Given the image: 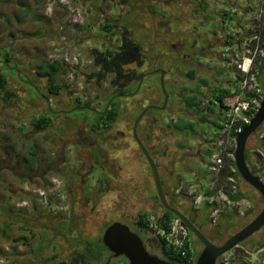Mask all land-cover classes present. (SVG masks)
<instances>
[{"label":"rangeland","instance_id":"1","mask_svg":"<svg viewBox=\"0 0 264 264\" xmlns=\"http://www.w3.org/2000/svg\"><path fill=\"white\" fill-rule=\"evenodd\" d=\"M26 9L28 18V14H21L16 7L13 10L15 24L23 26L24 30L15 26L19 36L12 38L13 51L10 49L9 53L13 58L9 65L3 62L7 52L0 47V71L7 79L6 91L12 92L11 99L15 102V109L10 110L25 113L27 119V133L19 141L25 139L27 144L23 142L18 159L24 164L28 146L29 149L33 144L37 146V169L27 175L31 179L29 184L46 187L52 176L60 177L70 201V212L54 211V204L60 202L57 197V202L53 200L50 209L46 210L40 203L34 202L36 199L32 195L21 191V198L14 203L19 211L16 216L27 221L36 237L30 238L27 246L16 243L14 247L3 250L0 264H68L70 258L74 261L78 255L82 256L81 263L84 264H125L124 257L114 261L113 254L100 242L106 227L118 221L129 226L140 237L151 255L164 260L156 228L162 205L156 199L157 188L151 168L133 136L135 116H138L133 97L120 100L121 114L108 131H91L96 111L105 108L114 91L110 76L98 81L89 79L91 72L98 70L93 50L118 49L122 32L127 30L145 52L147 62L141 72L150 73L146 74L147 78L138 92L144 95L149 83L161 88V75L153 72L172 68L171 56L165 53L171 52V44L178 38L184 37L183 43L189 52L192 51V38L211 41V36L217 35L221 39L220 43L228 37L237 39L240 36L239 29L222 22L226 13L225 18L240 21L248 32L247 43L241 48L229 49L230 45L223 43L220 47L212 41L211 49L216 55L208 52L209 58H196L197 66L193 68L179 62L174 72L192 69L200 73L196 77L198 80L204 72H211L219 80H233L235 85L229 89L234 90L244 76L239 65L249 66L254 59L253 68L258 70L257 60L264 56V0H27ZM106 23L113 27L111 31L104 29ZM3 32L0 30V35ZM20 40L24 43L19 44ZM43 61L57 62L61 66L62 71L58 76L60 91L56 96L49 94L46 79L36 76V68ZM167 80L169 85L175 86L177 93L186 95L201 89L200 94H204L201 86L188 85L176 74H169ZM169 85L165 89L170 98L173 95ZM135 86L133 84L132 88ZM137 89L138 85L135 92ZM260 89L263 99L264 88L260 86ZM3 96H7V93L0 91V102ZM51 100L52 108L58 107L54 111L55 115H51V126L44 134H36L32 123L41 113H46ZM173 100L179 104L177 97ZM150 104L163 108L164 93L161 91V97L152 101L145 98V108ZM82 106L94 110L77 108ZM132 110H135L134 113ZM164 110L150 111L152 115L162 117ZM215 112L219 115L218 110ZM5 127L9 128L7 124ZM17 127L18 133L22 134V122H18ZM175 136L157 146L160 153L169 155L168 159L159 161L165 179L163 188L181 208L199 212L203 223L208 214L210 225L202 231L212 242L222 245L264 208L262 196L248 183L240 182L239 188L247 192V198L238 202L229 203L220 193L221 190L229 193L238 191L225 177L229 171V161L234 160L237 137L222 136L211 125L195 136L181 138L180 142L185 145L182 150L191 154L185 160V167L187 171L190 170V174H184L183 180H177L176 176L180 175L181 170L170 175V169L165 167L166 162L177 159ZM262 136L264 124L250 137L246 151L249 162L255 167L256 176L264 182V154L256 150ZM82 137H87L90 144L83 142ZM221 140L224 141L219 145ZM4 143V139H0V149ZM153 143L149 142V145ZM211 150L213 153L208 154ZM214 155H219L224 164L218 175L211 170ZM23 195L30 196L27 199L33 202L31 208L16 207L17 202L26 199ZM199 196H211L212 203L201 201L196 204ZM138 213L147 214V229L136 225ZM248 219L252 220L247 223ZM261 238V235L254 236L249 243H256ZM88 246L94 247L93 255L88 253ZM191 247L195 258L204 249L195 236L191 239ZM223 258L230 264L241 259L251 264H264V248L249 253L233 249ZM217 264H220V260Z\"/></svg>","mask_w":264,"mask_h":264},{"label":"trees","instance_id":"2","mask_svg":"<svg viewBox=\"0 0 264 264\" xmlns=\"http://www.w3.org/2000/svg\"><path fill=\"white\" fill-rule=\"evenodd\" d=\"M16 4L18 7H20L22 14L27 13V10L25 11L26 0H17ZM112 28L113 27L107 23L104 25V29L107 31H111ZM263 35H264V33H263ZM121 37H122L121 38V45L116 50H111V49H106L104 51L93 50V53L95 55V57H94L95 58V65H96L98 70L91 72V74L88 76L90 80L95 79V81H98V80H101V79H104V78L110 76V78L112 79L111 82H112V86L114 88V92L112 93L109 100L115 95H130V94L135 93L136 88L135 87L132 88V85L133 84L137 85V83H139L141 77L145 74L144 72H141V69L145 66V64L147 62L145 52H144L142 45L140 43L136 42L131 37L130 33L127 30H124L122 32ZM247 40H248V37H247V35H245L244 37L241 38V43H244ZM262 49L264 51V46H262ZM6 63L10 64V60L7 59ZM263 63H264V56L262 55L257 60L258 75L256 77H257L258 84L264 88ZM61 71H62L61 66L57 62L43 61V62H40L36 68V76L39 79H46V81L48 83V92L50 95L56 96L59 94L60 86L58 85V76L61 73ZM189 72H194V71H189ZM158 74H160V73H158ZM189 77L194 78L192 73L189 75ZM146 78L144 79V82H145ZM6 85H7V79L4 77L3 73H0V91H5L7 93V96L11 98L12 97L10 95L11 92L9 93L6 91ZM149 85H151V84L149 83ZM152 85L154 86V84H152ZM236 90H237V88H236ZM236 90L226 89V90H223L222 92H220V97L218 99V105H216V109L218 110L220 119L219 120H213V122H212V125L215 126V128L219 134L224 127L223 126L224 120L222 119V116L224 115V113L227 109L225 107L223 101L228 95L231 94L232 91H236ZM160 93H161L160 89H158L155 86V88L153 90H148L147 93L144 95L137 93L136 95L132 96L133 97L132 100H134L137 104L136 105L137 111L134 110L135 113L138 112V115H139L145 109V98H149L150 101H152L156 98H160V96H159ZM7 96H5V100H8ZM120 100H122V99L117 97L112 102L111 106L108 108V110L106 111L105 114H103V112L105 111V108L102 111H99V113H97L96 119L91 125L92 126V128H91L92 132L108 131L110 126L117 121L119 115L121 114V107L119 104ZM185 101H186L187 108L193 109V108H196L199 106L201 100H200V98H198L197 96L194 95V96H190V97L186 98ZM134 111L132 110V113H134ZM146 116L147 117L151 116L150 112H148V114H146ZM136 118H137V115L135 116V119ZM51 122H52V119L50 117L40 115L32 123L33 132H35L36 134H40V133L45 132L51 126ZM247 126H244L243 128L245 129ZM175 127L179 131H189V130L193 131L194 128L196 127V125L190 121L180 120L179 123L175 124ZM140 129L141 128L139 127V130H137L138 136L141 140H143L142 135L140 133ZM215 143L216 144L218 143V139H216ZM147 150H148V148H147ZM256 150H258L259 153L264 154V136H262L261 139L259 140V142L257 143ZM38 153L39 152L37 151V146L34 144L33 146H31L30 152L27 155V157L25 158V162L28 164V165L26 164L27 167L33 171L35 170V168L37 166V155H38ZM209 153H213V151L211 150L210 152H208V154ZM245 158H246V161H247V164H248L250 170L252 171V173L254 175H256L255 167H252L251 161H250L251 163L249 162V157H248L247 151H245ZM228 169H229L228 174H226L225 177L236 179L237 188H238L236 195L232 196L231 200L238 202L241 199L247 198V192H244V191L240 190V188H239L240 182H242V183L243 182L247 183V182L244 179H242V177L240 176V174L236 168L234 160L229 161ZM23 197L29 198L30 196L23 195ZM169 204L172 207H174V208H176V209H178L184 213V211L181 210L179 205L172 204V203H169ZM207 207H210V206H207ZM207 209H209V208H207ZM249 213L247 212V214H249ZM206 215H207L206 216V222H209V216H208V214H206ZM174 220H178V218L174 214L166 211L162 207V212L157 217L156 225L158 226L159 229H164L167 233H169L171 230V223ZM251 220L248 219L247 223L250 222ZM201 222H203V220H201ZM206 222H204L203 224H205ZM109 225H111V223ZM136 225L141 229H147L149 227V221L147 219L146 213H138L137 214ZM188 233H189V241L187 242V245H190V246H187V248L189 249V254L187 257L181 256V254L177 253L174 250V248H172L171 246H169L167 244V242L164 238L158 236V239H157L158 244L160 245V248H161V250L165 256L164 260H166L170 263H175V264H196L197 258H195V256H193L192 247H191V239H192V237H194V235L190 231H188ZM203 234L208 239H210L204 232H203ZM258 235L262 236V238L258 242L249 243V241L254 236H258ZM35 237H36V235H33V238H35ZM210 240L212 241V239H210ZM100 242H102V245H104L103 240H100ZM213 243L217 246H220L215 241H213ZM104 247L107 249V247L105 245H104ZM93 248H94L93 246H90V247L88 246L87 251L90 255L91 254L93 255V252H92ZM262 248H264V232H263V229L261 231H259L258 233H256L255 235H253L252 237H250L248 240L239 244V246H237L234 249H241L242 252L245 253L247 251L249 253V252L258 251ZM80 258L82 259V256L78 255V259H80ZM125 264H129L127 260H125ZM220 264H224V258L223 257L220 259ZM232 264H251V263L247 262L244 259H241V260H238L236 262H233Z\"/></svg>","mask_w":264,"mask_h":264},{"label":"flooded vegetation","instance_id":"3","mask_svg":"<svg viewBox=\"0 0 264 264\" xmlns=\"http://www.w3.org/2000/svg\"><path fill=\"white\" fill-rule=\"evenodd\" d=\"M196 18H199L197 16H195ZM226 17V13L224 15V17H222V22L224 25H228L231 26L235 29H239L240 31V36H238L237 39L235 40H231V37L229 38H225L223 39V42H219L221 39L220 37L216 36H211V41H201L200 39H196V38H192L191 40V46L190 49H192L191 52L186 50V46L185 43H183L184 37L182 38H178V40H176L175 42H172L171 44V52L168 53V51L165 53L166 56H168L170 54L171 59V66L172 68L167 69L165 72V86L169 85L168 84V80H167V76L169 74H176V76H178L179 78H182V80L187 83L188 85H194V84H198L199 86H201V88H203L204 90V94H200L201 93V89H196L193 90L194 92L192 93H188L186 95H183L181 93H177L175 86H170L171 89V96L172 97H168V103L166 105L165 110L163 111V115L162 117H159L157 115H152V112L149 110L148 112H150L151 116H146V114H148V112L145 114L144 118L141 120L140 124L138 125V130L139 127L140 129V133L142 135V139L141 140L144 144L145 147L148 148V151L150 153V155L152 156V158L154 159V162L158 168V172L160 175V179L162 182V186L164 184V176L162 173V169L160 166L159 161H162L161 159H168L169 155L167 154H162V152H159L158 149V143H161L162 141H164L165 139H169V137H174L177 138L176 140V157L177 159H173L172 162H166L165 167L169 170L170 169V175H173L174 172L177 173L178 170H181L180 175L176 176L177 180H183L185 175L184 174H190V170L187 171L185 165H186V161L188 156H191V154L188 153H184V151L182 149H185V145L184 143L180 142V139L185 137V136H195L196 134L200 133V131H203L205 128H209L212 125L213 120H219L220 116L216 114L215 110L216 109V105H218V99L220 97V92H222L223 90L229 89V88H233V86L235 85L232 81H223V80H219V78L216 76V74H212L211 72H204L205 74L203 76H201V79L199 78V80L196 78L198 75H200L199 72H195L194 70L190 69V71H194V72H174V70L176 69L177 63H183L186 66H188L189 68H193L196 65V58H200L203 56H206L207 58L210 57V55H208V52L213 53V55H216L215 52H213V49H211V44L212 41L217 43V46L222 47L223 43L225 45H230V48H241L244 44L247 43H241V38L244 37L245 35H247L248 37V32H246L244 30V27L241 25L240 21L239 22H234L233 20H230V18H225ZM233 21V22H232ZM243 27V30H242ZM215 33V32H214ZM188 37V36H186ZM178 45V50L176 51V46ZM201 66V65H198ZM160 70V69H158ZM156 71V70H155ZM146 75L147 73L150 72H144ZM161 72H157V74ZM192 73V75L194 76V78L189 77V75ZM197 74V75H196ZM143 75V76H144ZM139 83H137L138 85ZM137 85L135 86V88L137 87ZM152 85V84H151ZM149 85L148 86V90H153L156 87H158L157 85ZM225 86V87H223ZM161 89V88H160ZM162 91V89H161ZM114 92V91H113ZM112 92V93H113ZM163 92V91H162ZM197 96L198 98H200V104L198 107L193 108V109H188L187 105H186V101L185 99L190 97V96ZM111 97V96H110ZM109 97V98H110ZM125 98V95H115L113 96L111 99L114 98V100L116 98ZM160 97H161V93H160ZM177 97L180 101L179 104L174 102V98ZM172 98V99H171ZM111 99H108V102L105 106V108L107 107V105L109 104V102L111 101ZM113 100V101H114ZM112 101V102H113ZM111 102V104H112ZM110 104V106H111ZM109 106V107H110ZM77 108H81V109H91L94 110L92 108H89L88 106H82V107H77ZM137 108V107H136ZM96 111V110H95ZM162 112V111H161ZM96 113H99V111H96ZM139 116V115H138ZM137 116V117H138ZM175 119V120H174ZM136 120V119H135ZM180 120H184V121H190L192 123H194L196 125V127L194 128V130H189V131H179L176 129L175 124L179 123ZM213 126V125H212ZM83 142H87L88 144H90L89 139L87 137H82ZM155 142V144L153 143L152 145H149V142ZM179 141V143H178ZM146 148V149H147ZM165 153V152H163ZM144 157V155H143ZM167 161V160H166ZM179 162V163H178ZM165 168V169H166ZM178 168V169H177ZM188 172V173H187ZM164 190V188H163ZM165 194H166V198L167 201L169 203L172 204H176L175 201L173 200V196H171L170 194H168L165 190H164ZM156 199L158 200V202H160L158 196L156 197ZM178 205V204H177ZM181 208V207H180ZM182 211H184V215H186L196 226H198L201 230H203V228L205 226H209V222H206L205 224H203V222H201L202 215L199 214V212L194 211V210H187V209H183L181 208ZM180 211V210H179ZM192 211V212H191ZM216 227H218L216 225ZM70 240V239H69ZM227 242V241H226ZM225 242V243H226ZM224 243V244H225ZM222 244V245H224ZM108 249V248H107ZM113 257H115L114 255H112ZM118 257H115L114 261H117ZM125 258V257H124ZM70 261L68 264H84L81 263V258H75L74 261H72V259L70 258ZM83 262V261H82ZM87 264V263H86Z\"/></svg>","mask_w":264,"mask_h":264},{"label":"water","instance_id":"4","mask_svg":"<svg viewBox=\"0 0 264 264\" xmlns=\"http://www.w3.org/2000/svg\"><path fill=\"white\" fill-rule=\"evenodd\" d=\"M264 71V63H263ZM161 72V89L165 95V106L163 108L148 106L146 107L136 118L133 125V136L137 141V144L145 156L147 163L149 164L153 176L155 178V184L157 188V196L160 200L162 207L174 214L181 223L189 230L204 246V249L200 256L197 258L196 264H217L224 255L228 252L239 246V244L248 240L250 237L258 233L264 228V208L261 213L257 215L248 225L243 227L240 231L234 234L224 245L217 246L210 239H208L201 229H199L195 224L181 211L172 207L167 201L166 194L163 190L162 182L158 172V168L154 162V159L150 155L149 151L144 146L143 142L140 140L137 130L138 125L141 120L144 118L145 114L151 109H160L164 110L168 103V94L165 89V70L160 69L156 70L153 73ZM147 75L141 77L138 89L135 93L130 95H125V97H132L136 95L141 85L144 82V79ZM114 100L111 99L103 114L108 110L111 102ZM264 124V97L260 103V107L256 112L255 116L252 118L250 124L240 133L236 138V149L234 152V162L236 168L242 177L250 186L256 189L264 200V182L252 173L250 170L246 158L245 151L248 140L250 137L255 134L261 126ZM103 243L108 248V250L115 257H125L129 264H175L170 263L166 260L159 258L158 256L151 255L145 248L143 241L140 237L133 232L129 226L121 222H114L109 225L104 234H103Z\"/></svg>","mask_w":264,"mask_h":264},{"label":"crops","instance_id":"5","mask_svg":"<svg viewBox=\"0 0 264 264\" xmlns=\"http://www.w3.org/2000/svg\"><path fill=\"white\" fill-rule=\"evenodd\" d=\"M16 2L17 0H0V13L2 14L0 16V30L4 31L0 35V47L4 48L7 52V54H4L3 56L4 63H6L7 59L11 60L13 58L9 53L10 49L13 51L12 38L14 36H19V31L15 30V26L18 29L24 30L23 26L20 27V25L18 26V24H15L13 18V10L15 7L21 13V9L17 6ZM26 10L27 9L25 7V11ZM26 14H28V18L29 13ZM14 31L17 32L16 35ZM26 38L29 39L30 37H24V39ZM18 43H24V41L21 42L20 40ZM1 72L2 71H0V73ZM14 103L15 102L12 101L10 97H8V100H5L4 96L0 102V139H4L5 141L4 145H2L0 149V253L9 246L14 247L16 243L25 246L29 245V239L33 238V235L35 234L34 231L30 229L27 221L24 222V220L16 216L19 211L14 206V203L21 198V191H24V187L31 182V179L27 175L37 169L36 166L33 171L29 169L26 165L27 163H25L24 158L30 152L29 146L27 148L28 152L23 158L24 164L18 159L19 151L22 152L23 142L27 144L25 139L19 143L20 139L24 137L25 133H27V130L25 129L27 119L24 117L25 113H14L10 110V108L15 109V106L13 105ZM52 104L53 100L49 102L46 113H41V115L48 116L50 118L52 117L51 115H55L54 111H57L56 109H58V107L56 106L57 108H52ZM19 108L21 109V107ZM19 113H21V116H19ZM18 122H22L24 127L22 134L18 133ZM6 124L9 128L5 127ZM11 135L18 136L19 138H12ZM16 145L18 147H16ZM35 181H39V179H35ZM34 202L36 201L34 200ZM39 228H43V226H40Z\"/></svg>","mask_w":264,"mask_h":264},{"label":"built area","instance_id":"6","mask_svg":"<svg viewBox=\"0 0 264 264\" xmlns=\"http://www.w3.org/2000/svg\"><path fill=\"white\" fill-rule=\"evenodd\" d=\"M51 11V10H50ZM251 60V65L246 66L245 64L239 65V68L244 72V76L239 80V84L230 95H228L223 103L227 108L222 119L224 120L223 129L221 130L222 136L237 137L244 130V126L250 124L252 118L258 111L262 99V91L259 84L257 83L258 71L253 68V63ZM224 140H221L219 145H222ZM213 166L211 170L217 175L222 171L224 164L223 160L219 155H214L211 159ZM228 180L237 188V182L234 178H228ZM24 193L32 195L36 202L40 203L41 207L46 210L50 209L53 200L57 197L59 203L54 204V211L58 213H68L70 212L69 206L70 201L66 190L64 189V183L62 179L58 176H52L50 178L49 184L46 187L32 186L27 184L24 187ZM221 195L225 201L231 202V197L236 195L235 191L224 192L221 190ZM211 196H199L196 199V204H200L201 201H205V204H211ZM234 202V201H233ZM33 202L30 199H25L22 202H17L16 207L18 209L31 208ZM157 228L158 236L164 238L169 246L174 248V250L181 254L183 257H187L189 254V249L187 248V242L189 241V233L186 227L181 223V221L174 220L171 223V230L167 233L164 229ZM190 244V243H189ZM224 264H230V262L224 259Z\"/></svg>","mask_w":264,"mask_h":264}]
</instances>
